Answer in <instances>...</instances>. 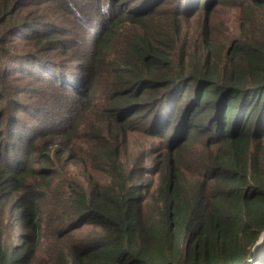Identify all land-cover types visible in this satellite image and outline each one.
Masks as SVG:
<instances>
[{"label":"trees","instance_id":"16d2710c","mask_svg":"<svg viewBox=\"0 0 264 264\" xmlns=\"http://www.w3.org/2000/svg\"><path fill=\"white\" fill-rule=\"evenodd\" d=\"M232 1L0 0V264H264V0L212 28Z\"/></svg>","mask_w":264,"mask_h":264},{"label":"rangeland","instance_id":"374dc122","mask_svg":"<svg viewBox=\"0 0 264 264\" xmlns=\"http://www.w3.org/2000/svg\"><path fill=\"white\" fill-rule=\"evenodd\" d=\"M236 0H233L231 3L226 5H219L215 9L211 10L208 15V23L212 28L217 29L218 31H224L225 26H232L235 22V17L238 14V11L234 8ZM202 19V17H199ZM198 22L196 20L189 21L185 24L186 29L196 27ZM25 116V115H24ZM28 118L27 116H25ZM27 124H31L30 120H25ZM62 165V164H61ZM68 164H66L67 166Z\"/></svg>","mask_w":264,"mask_h":264}]
</instances>
